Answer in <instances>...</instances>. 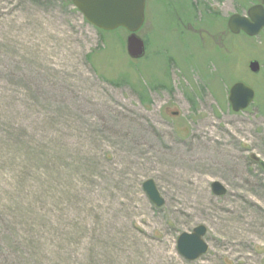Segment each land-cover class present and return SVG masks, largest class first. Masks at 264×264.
<instances>
[{"label": "rangeland", "instance_id": "1", "mask_svg": "<svg viewBox=\"0 0 264 264\" xmlns=\"http://www.w3.org/2000/svg\"><path fill=\"white\" fill-rule=\"evenodd\" d=\"M245 10L147 0L135 60L72 0H0V264H264V47L226 25ZM238 81L256 96L234 112Z\"/></svg>", "mask_w": 264, "mask_h": 264}, {"label": "water", "instance_id": "2", "mask_svg": "<svg viewBox=\"0 0 264 264\" xmlns=\"http://www.w3.org/2000/svg\"><path fill=\"white\" fill-rule=\"evenodd\" d=\"M72 2L85 19L98 29L103 31L126 29L129 32L126 37V50L131 59L137 60L145 55V42L138 31L145 22L146 0H72ZM257 8L258 6L249 10L252 21L240 14H233L228 20L230 31L239 33L242 30L249 36L257 35L264 23V14L257 11ZM248 67L254 73L260 71L257 60H251ZM254 98L255 90L244 82H235L229 89L228 101L234 112L247 109ZM261 166L264 169V162ZM142 186L156 206L164 205V199L153 179L144 181ZM211 189L217 196L227 192L226 187L219 181L212 182ZM206 234L207 227L202 224L196 226L192 232H182L177 239L179 253L189 261L199 259L209 249L205 240Z\"/></svg>", "mask_w": 264, "mask_h": 264}, {"label": "flooded vegetation", "instance_id": "3", "mask_svg": "<svg viewBox=\"0 0 264 264\" xmlns=\"http://www.w3.org/2000/svg\"><path fill=\"white\" fill-rule=\"evenodd\" d=\"M238 1H240V2L246 7V10H245V12H242V13L235 12V13H233V14H240V15H242V16L247 17L250 21H252L251 17L249 16V10H250L252 7H257V6H258L257 11H260V12H262V13L264 14V0H238ZM233 14H231V15L229 16V18H230ZM229 18H228V20H229ZM228 20H227V22H226V25H227V27H228V29H229V26H228ZM229 32L232 33V34H234V35H236V36L242 34V35L247 36L248 38H254V37H256V36H260V37L262 38L261 43L263 44V47H264V23H263V25H262V27H261L259 33H258L257 35H255V36H249L248 34H246V33H245L244 31H242V30H241L239 33H233V32H231L230 29H229Z\"/></svg>", "mask_w": 264, "mask_h": 264}, {"label": "trees", "instance_id": "4", "mask_svg": "<svg viewBox=\"0 0 264 264\" xmlns=\"http://www.w3.org/2000/svg\"><path fill=\"white\" fill-rule=\"evenodd\" d=\"M101 32H102V31H101ZM1 247H2V246H1V243H0V250H1Z\"/></svg>", "mask_w": 264, "mask_h": 264}]
</instances>
